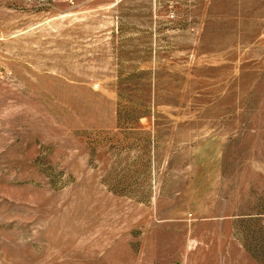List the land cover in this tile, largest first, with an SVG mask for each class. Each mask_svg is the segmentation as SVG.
<instances>
[{
	"label": "rangeland",
	"instance_id": "rangeland-1",
	"mask_svg": "<svg viewBox=\"0 0 264 264\" xmlns=\"http://www.w3.org/2000/svg\"><path fill=\"white\" fill-rule=\"evenodd\" d=\"M0 264H264V0H0Z\"/></svg>",
	"mask_w": 264,
	"mask_h": 264
}]
</instances>
